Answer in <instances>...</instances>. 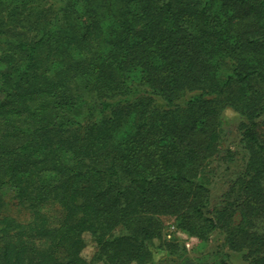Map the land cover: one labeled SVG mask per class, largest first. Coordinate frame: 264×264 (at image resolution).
<instances>
[{
	"label": "trees",
	"instance_id": "16d2710c",
	"mask_svg": "<svg viewBox=\"0 0 264 264\" xmlns=\"http://www.w3.org/2000/svg\"><path fill=\"white\" fill-rule=\"evenodd\" d=\"M163 215L264 264V0H0V264H190Z\"/></svg>",
	"mask_w": 264,
	"mask_h": 264
},
{
	"label": "rangeland",
	"instance_id": "374dc122",
	"mask_svg": "<svg viewBox=\"0 0 264 264\" xmlns=\"http://www.w3.org/2000/svg\"><path fill=\"white\" fill-rule=\"evenodd\" d=\"M238 113L234 111H227L224 114V137L222 140L221 148L223 152L228 148H234L235 142L238 139L239 131L237 128ZM215 164H218V160H215ZM5 207L4 212L18 217L25 215V210L21 207L16 199H14L13 193L6 189L5 190ZM161 219L164 223V236L166 239L176 238L181 244H184L188 248L189 252V263L190 264H203L201 262V255L203 254L204 245L197 237L188 236L183 230L176 226V216L174 215H163ZM87 245L82 250V255L89 261L91 260L96 252V244L92 240L90 234H85ZM227 250V248L225 249ZM230 252V260L234 264H248L244 259V256L238 252ZM199 259V260H198ZM92 264H103L102 262H95Z\"/></svg>",
	"mask_w": 264,
	"mask_h": 264
}]
</instances>
